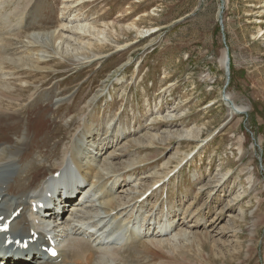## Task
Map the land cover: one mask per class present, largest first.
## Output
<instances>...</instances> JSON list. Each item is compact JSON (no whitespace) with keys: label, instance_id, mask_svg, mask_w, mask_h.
Returning a JSON list of instances; mask_svg holds the SVG:
<instances>
[{"label":"rangeland","instance_id":"rangeland-1","mask_svg":"<svg viewBox=\"0 0 264 264\" xmlns=\"http://www.w3.org/2000/svg\"><path fill=\"white\" fill-rule=\"evenodd\" d=\"M0 3L2 13L14 9L15 13L26 6L23 23L19 24L18 16L11 18L15 27L6 35L7 39L12 37L9 57L22 58L39 51L45 55L39 45L45 46L48 53L46 64L32 69L16 70L7 65L12 76L2 79L3 88L5 82L10 85L3 89L5 103L0 101V105L10 109L14 95L18 102L12 104L13 110L21 112V119H26L36 106L43 111L42 117L55 122L44 140L55 155L53 162L59 161L62 151L82 134L100 150L101 143L105 149L108 147L107 154L104 152L98 160L100 165L108 163L113 173H108L102 181L104 186L99 188L109 191L110 186H116V197H136L127 207H111L108 213L127 212L124 222H134L131 207L143 192L165 180L210 140L165 184L167 201L158 190L147 202L134 206L140 217L148 216L152 210L147 218L159 222L163 221V205L167 204L166 218L180 219L174 232L191 233L188 241L176 245L177 250L163 247L152 256L153 264H264V0ZM89 24L97 30L95 38L63 32L64 38L70 40L61 43L53 36L54 30L65 25L70 29ZM17 28H28L21 41L14 37ZM38 34L36 43L28 47L29 40L34 41ZM66 45L71 46V54L64 52ZM226 51L230 58L229 77L226 66L221 64ZM7 89L17 93L6 92ZM236 105L241 114L232 112ZM119 111H124L121 117ZM87 112L92 114L86 116ZM113 120V127L120 126L123 134L107 144L104 139ZM22 122L19 128L9 124L10 130L20 132L18 137H7L13 148L9 150L6 145L0 156L24 151H20L24 138L34 139L28 130L33 123L31 117ZM91 128L96 131L89 138L87 131ZM109 132L110 135L112 130ZM88 133L92 134L90 130ZM82 139V145H86L87 140ZM88 148L91 149L81 147L84 151ZM73 150L76 152L74 145ZM79 156L89 192L99 169L95 173L88 169L91 154L82 152ZM54 169L46 163V174ZM3 172L0 182L8 186L17 175L27 174L11 167ZM90 194L94 199V193ZM101 202L103 199L98 201L96 210L82 212L98 213L105 209ZM177 214L179 218L173 219ZM172 235L159 232L157 238L166 240ZM140 247L129 248L133 251H124L121 258L127 264H145L146 256L141 255L149 253H138Z\"/></svg>","mask_w":264,"mask_h":264},{"label":"bare ground","instance_id":"bare-ground-1","mask_svg":"<svg viewBox=\"0 0 264 264\" xmlns=\"http://www.w3.org/2000/svg\"><path fill=\"white\" fill-rule=\"evenodd\" d=\"M80 3H82V2H80ZM0 6H1V3H0ZM27 6L29 7L30 4H28ZM14 11H15V9H14ZM14 11H12V12H14ZM25 12H26V6L24 8H22L21 14L19 12V14H20V16L18 15L19 16V18H18L19 24L23 23L25 21V19H26V15L24 14ZM10 17L15 18V15L13 13H7V12L0 14V30L2 31V32H0L1 35L3 34V32L9 34V30L5 26V23H7L9 21ZM35 20H37V19H35ZM106 27H108V26H106ZM28 28H25V29L17 28V33H16L17 35L14 37H17L18 40L20 39V41H21V39L23 37H25L24 33H26V32H24V31H27ZM66 28H68V27H66V25H65L64 27H62L60 29H56L53 31V36L55 37V39L59 40L61 43L64 41L70 40V39L64 38L63 32H70L71 31L72 33H76V34L78 33V35H83L85 37H93L94 35L98 34L96 28L94 26H91L90 24L89 25H82V26L80 25V26H76V27H72V28L70 27V29H66ZM101 31L99 29L100 33H102ZM1 35H0V73L2 75L0 76V78H1L0 84L3 83L2 82L3 77L8 78L7 76H12L11 74H9V71L7 70L8 64L13 66L16 70L18 67H21V69H26V68L32 69L35 67V65L44 64V63L46 64V62H44V61H47L45 55L48 56V53L46 52L45 46L39 45L40 47H43L42 52L45 55H41V53L39 51L35 54L31 53L27 56H22V58L9 57L7 51H8V47L11 45L10 42L12 41L11 40L12 37L5 39V38L1 37ZM39 37H40V35L38 34L34 41L29 40L27 46L28 47L33 46V44L36 43V40ZM51 37L52 36H50V38ZM93 38H95V37H93ZM96 38H98V37H96ZM32 42H34V43H32ZM53 42H55V41H53ZM74 42H76V41H74ZM71 44L75 45V43H71ZM89 46L93 47L94 45H89ZM69 51H72V48L70 45H66L64 52L70 53ZM228 56H229V54L226 51V54L223 55V58L221 60V64L223 67L226 66ZM7 71H8V74H7ZM13 73H14V71H13ZM10 78H12V77H10ZM5 83L6 84L4 85V88H6L10 85L9 82H5ZM4 88H3V85H0V101L1 102H4V97H3V89ZM6 92H11L12 94L17 93V92L12 91L11 89H7ZM32 99H33V96H30V100H32ZM16 101L17 100H16L15 96L12 95L11 96V106L14 102L16 103ZM51 104L52 103H50L49 105H51ZM47 105H48V103H47ZM11 106H10V109H5V107H2L0 105V116L3 117V119H4V123H3L2 127L0 128V133H1L0 136H7L8 137V136L15 135L16 137H18L17 132H20V131L10 130L8 128L9 124L14 123L17 125L16 128H19L23 124L22 121L28 120L29 116H30L33 123L31 124V128H29L28 130H29V133L34 137V139L31 140L30 139L31 137L30 138L27 137L26 139L24 138V140H23V138L21 137V139L23 141L21 142L20 151L23 149H24V151H21V152H19L18 150L11 151L8 154V157H7L6 153H3L2 156H0V161H2L3 158H5L6 160H4V161L11 160L12 162H14V161H16V160H14L15 157L19 158V160L18 159L17 160L21 164H32V162L37 157L45 158L47 160H52L54 154L52 151L48 150L50 144L45 143L46 141H44V140L47 139L51 130L54 129L55 122H52L51 118L46 119V118L42 117L43 113L41 114V112H43V111H40L39 107H36V106L33 109H31L32 111L30 110V112L27 114L26 119H21V112H17L16 109L13 110V106H12V108H11ZM37 106H39V105H37ZM32 107H33V105H32ZM29 108H31V107H29ZM235 108H236V110L232 109V112H234L236 114L240 113L242 111L237 105L235 106ZM46 114L47 113L45 112L44 115L46 116ZM6 126H7V128H6ZM85 127H87V124H85ZM23 130H26V128H23ZM23 130H22V132H23ZM25 133H26V131H25ZM81 137H85L86 139H88L87 136H85L83 134L81 135ZM81 137H80V139L77 140V142L81 140ZM28 139H30V140H28ZM71 140H72V138H71ZM73 145H74V143H73ZM73 145H68L67 149L62 151V155L59 157V161H56L57 163H56V168L54 169L55 170L54 172H58L60 174L59 177L55 178L54 172L52 174H46V167L45 166H40V165L35 166L34 165L33 166L34 169L29 171L25 178L16 179V181L12 184V186H10V190L9 191L7 190V193L4 192V193H6V195H3V194L0 195V197L4 196L5 199L9 195H13V196L20 195V197H22V196L24 197V199H22V201H21V205L25 207V213L22 214V217L24 218L25 216H27L26 221H24V222L15 221L11 226L12 231L18 230L23 234L28 232L27 238L30 237L29 234L31 231H35L38 234H40L41 237H43L42 240H45L46 234L43 235L41 233V231H43L47 234L51 233L50 230L46 229V227L40 223V222H43V223L46 222V220L44 218L45 214L42 211H40L39 213H33L31 211H28L27 210L28 209V203L39 202V200H44L47 203V198L45 196L46 194H48V193L55 194L56 193V187L55 186H57V184H60L61 182H63L64 184L67 183L68 181L73 179L79 171L80 172L82 171V165L78 162V157H77L76 152H74V150H73ZM9 147H10L9 150H11L13 148L11 146H9ZM5 149H7V146L5 147ZM107 149H108V147L105 149V152H106L105 154H107ZM77 150H80V148H77ZM103 150H104V148L102 149V151ZM17 152H19L18 156L15 155ZM10 155H15V156H10ZM95 156L100 157L101 152H95ZM95 162H96V159H92V165H91L92 166V169H91L92 172H95V168H97V167H94ZM2 163H4V162H2ZM2 163H0V164H2ZM72 166H75L76 169L73 170ZM106 171H108V172L105 173ZM108 173H113L110 165L108 163H102L100 165L98 172L95 174V184L96 185L95 184H92V185L93 186H104L102 181L104 178H106ZM119 178L120 177H118V179ZM122 179H123V177H122ZM117 182L118 181L115 180V182L113 184L116 185ZM0 184L3 185L4 182H0ZM82 186H84V184H81L80 182H76L71 186V189L73 191H79L80 188H82ZM97 189L101 190V192L104 196L103 197L104 200H103V202H101V204L104 206L105 209H102L98 213H95V214L86 215L82 212L83 209H81L79 211H75V209H74V204L76 203V201H75L72 203V206H71V207H73V209L69 210L66 214V215H68L70 213V211H72V214L67 216L66 220H64L65 225L63 227H61V230L64 233V238H65L64 242H67V244H68L66 250L62 249V251L66 254L63 264H66V263L67 264H127V262L125 260H123L124 258L123 259L121 258V254L124 252V250H125V252L133 251L129 248H135L136 249L137 244H139V243H141L140 244L141 247L138 250V253L139 252L149 253V255L142 254L141 256H144V257L146 256L145 264H147V263L151 264L153 261V260H151L152 256H155L158 252L162 251L163 247L170 246L174 250H177L176 245H179L182 240L188 241V238L191 236V233H189L187 231H183V230H180L177 232L172 231V229L174 227V223H172V222H166V223L160 225V227H157L156 231L154 232L155 228L152 230L151 225H152L153 221L157 222V220H154L153 217L152 218L150 217V219H148V218L144 219V222L142 224H138L139 223L138 220L141 217L138 214H135V207L134 206H136V204L138 203L136 201L137 203L131 207L132 212L136 217L134 220L133 227L131 228V226H129L128 230L125 231V232L131 233V234L127 236V233L123 232V230L121 231V229L123 228L122 227L123 225L121 223H119L118 227L116 228V229H118V231H120L121 238L127 239V241L124 242V241H121L120 238H118L117 242L111 246L105 245L103 248H100V246L97 244V247H93V246L90 247L89 243L92 239L86 241L84 239V236L88 235V234L82 228L76 227V225L73 224L72 222L74 220H80L79 222H81V220H87L88 222L91 223L90 224L91 230L95 231L99 234L105 229L106 225L98 230V228L100 227V223L98 221H95L97 218H100L99 221L105 222L106 224L107 223H113V220L118 219L119 217L123 218L124 216L128 215V214H126L127 212H119L118 211V212H115L113 214H110V213H108L107 209H110L111 207H113L116 210H118L117 208L121 209L122 207L124 208V206L127 207L136 198L134 195H132L131 197L127 196L125 199L122 198L121 196L111 197L112 192L102 191L101 188H97ZM0 193H1V190H0ZM144 193H146V192H143V194ZM79 196H81V194ZM83 198H84V195L81 196V199H83ZM88 202L89 201H86L84 203V205L88 204ZM66 203H67L66 200L61 202L63 207L65 206ZM22 206H20V207L22 208ZM95 208L96 207H90L91 211L96 210ZM85 209H87V207ZM57 210H62V211H59L58 214L65 212V210L63 208H58ZM103 211H105V212H103ZM53 212H55V210H53ZM8 213L11 214L10 210L5 211L2 207H0V215L5 216V215H8ZM47 216L51 220L52 215L47 214ZM155 216H157V215H155ZM5 218H6V216H5ZM69 218L72 219L71 220L72 222L66 223V221ZM170 218H171V216H170ZM145 221H146V224H145ZM198 222H200V221H198ZM81 224L83 226H85L83 221L81 222ZM158 224H159V222H158ZM51 225H52V223H50V226ZM28 230H30V231H28ZM159 232H162V234L167 236V237H168V235H172L173 232H174L173 233L174 235H172V237L170 239L162 240V239L157 238V233H159ZM88 248L95 250V251H93V252H95V254L92 257H88V255H87L88 253L86 250ZM37 256L40 257L42 255L37 254V253H34L32 255L33 258H37ZM132 259H133V257H132ZM155 260H154V262H155ZM11 264H15V263L12 262Z\"/></svg>","mask_w":264,"mask_h":264},{"label":"water","instance_id":"water-1","mask_svg":"<svg viewBox=\"0 0 264 264\" xmlns=\"http://www.w3.org/2000/svg\"><path fill=\"white\" fill-rule=\"evenodd\" d=\"M229 70H230V58L228 56L227 62H226V74L229 77Z\"/></svg>","mask_w":264,"mask_h":264}]
</instances>
